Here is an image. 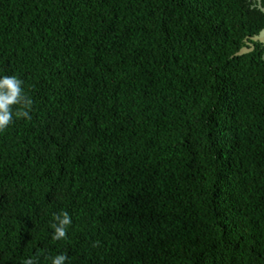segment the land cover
Instances as JSON below:
<instances>
[{"label": "trees", "instance_id": "obj_1", "mask_svg": "<svg viewBox=\"0 0 264 264\" xmlns=\"http://www.w3.org/2000/svg\"><path fill=\"white\" fill-rule=\"evenodd\" d=\"M257 3L0 0V264H264Z\"/></svg>", "mask_w": 264, "mask_h": 264}, {"label": "clouds", "instance_id": "obj_2", "mask_svg": "<svg viewBox=\"0 0 264 264\" xmlns=\"http://www.w3.org/2000/svg\"><path fill=\"white\" fill-rule=\"evenodd\" d=\"M23 84V80L15 75H0V132L13 124L14 118L31 119L32 100L25 94ZM13 106L19 107L14 111ZM71 224L72 218L67 211L55 215L51 224L52 239L55 241L65 239ZM23 264H38V260L27 258ZM51 264H69V257L65 254H57L51 257Z\"/></svg>", "mask_w": 264, "mask_h": 264}, {"label": "water", "instance_id": "obj_3", "mask_svg": "<svg viewBox=\"0 0 264 264\" xmlns=\"http://www.w3.org/2000/svg\"><path fill=\"white\" fill-rule=\"evenodd\" d=\"M257 5L264 12V6L262 5L261 0H258ZM252 41H260V42L264 43V28L261 29L258 34H255V35L251 36L250 38H246L247 45L242 47L238 51L237 55H242L244 53L252 51L255 47Z\"/></svg>", "mask_w": 264, "mask_h": 264}]
</instances>
